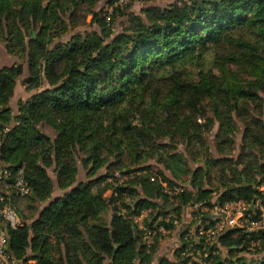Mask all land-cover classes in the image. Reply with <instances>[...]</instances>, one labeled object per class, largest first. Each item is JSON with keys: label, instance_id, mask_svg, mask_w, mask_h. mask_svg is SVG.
<instances>
[{"label": "trees", "instance_id": "16d2710c", "mask_svg": "<svg viewBox=\"0 0 264 264\" xmlns=\"http://www.w3.org/2000/svg\"><path fill=\"white\" fill-rule=\"evenodd\" d=\"M96 1L0 0V38L20 59L0 67V125L10 126L0 156L13 166L24 164L34 194L27 196L30 222L9 230L12 253L22 264H152L155 256L157 264H264V239L249 248L256 232L229 229L203 249V238L183 239L191 223L178 231L181 244L172 257L157 258L161 234L147 246L131 217L149 208L145 223L161 218L159 223L173 228L171 216L164 218L176 214L181 221L183 205L208 199L213 190L220 199L264 201V189L257 187L264 185V0L151 4L143 18L129 13L130 24L118 33L110 26L112 14L109 20L96 13L98 31L49 46L68 27L65 10L72 18ZM222 43L231 49L215 51L204 65L208 49ZM24 61L28 75L22 84L31 94L17 100L13 113L9 102ZM189 65L196 68L194 77ZM208 111L220 123V152L233 148L239 127L232 112L239 117V154L211 158L199 151L204 164L191 169L184 154L172 149L179 142L207 145L203 133L213 124ZM200 116L204 125L197 122ZM41 125L52 127L55 136ZM150 158L164 169L142 165ZM78 159L90 166L89 178L75 183ZM105 163L140 173L115 187L107 181L114 174L93 178ZM50 170L64 190L52 199ZM160 180H190L191 188L170 198ZM48 199L38 211L37 204ZM114 199L119 211L107 220L104 213Z\"/></svg>", "mask_w": 264, "mask_h": 264}, {"label": "built area", "instance_id": "2783aa9c", "mask_svg": "<svg viewBox=\"0 0 264 264\" xmlns=\"http://www.w3.org/2000/svg\"><path fill=\"white\" fill-rule=\"evenodd\" d=\"M126 2V0H116L115 4ZM10 126L0 125V149L3 139L9 130ZM140 171H125L114 172L107 178V181L112 183L115 187L119 183L126 181L139 174ZM151 180L156 179V175L152 174ZM163 191L167 193L170 198L178 192L185 191L190 187V180L179 182L178 184H168L164 180H160ZM259 189H264V185L257 186ZM111 189H109V192ZM33 194L32 188L25 177L24 164L20 166H13L8 161L0 156V264H22L11 250V241L9 237V230L16 229L25 223L22 214L16 208L15 200L20 197H26ZM219 195L214 192L208 199H199L191 201L183 208H190L192 220L184 223H191L188 233L183 237L187 242L191 238L198 241L203 238L204 246L214 244L217 238L229 229L236 231L256 232L255 238L251 241L249 248L253 249L258 245L261 239H264V201L261 198H256L252 203L240 197L229 199H220ZM149 216V208H143L139 213L132 214L131 217L142 230V237L147 246H150L156 236H161L173 232L177 226L183 225L176 214H169L164 220L168 221L171 216L172 227L166 226L164 223H159L158 219H149L145 223L146 217ZM180 230V229H179ZM178 234V232H177ZM178 236V235H177ZM181 244V239L178 237ZM10 242V247L8 246ZM206 254V252H205Z\"/></svg>", "mask_w": 264, "mask_h": 264}, {"label": "rangeland", "instance_id": "374dc122", "mask_svg": "<svg viewBox=\"0 0 264 264\" xmlns=\"http://www.w3.org/2000/svg\"><path fill=\"white\" fill-rule=\"evenodd\" d=\"M189 0H126V2L121 3V8L119 9V4L116 7L114 0H97L95 2V4L91 7V8H87L86 6H82L74 15V17L71 18V14L70 11L65 10L62 14L63 19L68 23V27L67 29L62 32L60 34V36L58 37H52L51 38V44L49 45L50 47L56 43V42H60V41H67L68 39H70V37L74 34H79L85 31H91V30H99V25L97 22V17H95L96 13L97 16H104L105 18L107 17L109 19V15H111L112 17H110L112 19L110 26L112 28V31L114 33H118L119 30L122 29L123 26H128L130 24L129 19V13H133L136 15L141 16L142 18L144 17V12H143V8H145L148 5L151 4H156V5H160V6H164L166 4L172 3V2H186ZM120 12H122V14H119ZM115 13L114 17L113 14ZM95 14V15H94ZM109 19V20H111ZM33 32L35 33L34 36H36L37 34V30H33L31 37L33 36ZM50 33V37H51ZM30 37V35L26 36V40H28ZM231 48H229V46L226 43H222L221 46H219L216 49H212L209 48L208 51L204 54L203 58L201 59L202 63L206 66H208L210 64V60L211 57L213 55V53L215 51L217 52H226L228 50H230ZM15 60H20L18 59V57L10 54L6 47H5V41L3 39L0 38V67L6 66V65H11L12 62ZM230 67H232V65H230ZM188 69L192 70V72H189L191 74V76H195L194 73L196 71L195 67H192L191 65H189L187 67ZM28 75V68H27V63L26 61H24V66H23V72L19 75V77L21 78H25V76ZM25 88L20 89L19 91L16 92V95H14L12 101L9 102V106L12 109L13 113H16L17 111V102H15V100H25L30 94L31 92L29 90H25ZM262 94V93H261ZM263 98H264V94H262ZM15 102V104H14ZM234 111L232 112L231 116L232 118L235 120V122H237L238 124V130L235 133V137H234V146L233 148L229 149L227 152H220L219 150H217L216 147V139H215V133L218 130L220 123L217 119H215V116L213 115V113L211 111L207 112V118L209 119L208 123L210 124L211 121L213 122L210 130L206 131L204 130L203 135L205 136L206 139V146L201 147L200 144H196V145H189L187 146L185 143L179 142V143H175L176 147L175 149L172 150H178L180 152H182L184 154V156L186 157V159L188 160V166L191 169H194L196 166L199 165H203L204 164V157L202 155H198V152H206L205 150H207V154L211 157V158H219V157H232V158H236L237 155L239 154V145L241 143V139H242V134H243V129H244V125L242 124L241 120L239 119L238 116L234 115ZM212 119V120H211ZM197 122L201 125L205 124V117H198L197 118ZM203 128V126L201 127ZM41 129L46 133L49 134L50 136L54 137L55 136V131L53 130L52 127L48 126V125H41ZM162 141L164 142H168L169 139H162ZM170 142V141H169ZM201 149V150H200ZM171 150V151H172ZM194 156V159H193ZM196 157V158H195ZM124 160L126 162H128V159L126 156L123 157ZM152 163V169L153 170H157V169H164V165L162 162L157 161L155 158H150L144 162H142V165L144 164H149ZM108 163H105L101 166H99V168L97 169V171L95 172V175L93 176L96 177L97 175L100 174H114V172L119 171L117 168L115 169L114 167H108L107 166ZM77 167H78V173H77V177H76V182L78 183L80 181H85L89 178L88 175V171H89V167L88 165L82 160V159H78L77 161ZM53 182H54V187H53V192L51 194L50 199H52L53 197L60 195L64 192V190L60 189L57 186V183L55 182V175L54 173L50 170L49 171ZM165 173L172 177L171 173L169 172V170H165ZM181 182V181H178ZM262 186V184H260ZM110 188H107V190L105 191V194L109 195ZM111 191V190H110ZM216 192L219 195V191L217 190H213L212 194ZM48 199L45 202H40L37 204L38 206V211L50 200ZM108 201V200H107ZM29 203V200L26 197H20L17 198L15 200V205L16 208L20 211V213L22 214V217L24 220H26V215L29 213V208L27 207V204ZM118 204V205H117ZM37 211V213H38ZM119 211V199H114L112 201H108V207L107 210L104 213V217L109 220V218L111 217L112 214L117 213L118 214ZM191 210L190 208H183L182 210V215L180 216V219L183 224L184 222H189L190 220H192V215H191ZM36 213V214H37ZM27 222H30L29 219H27ZM179 226H177V228H175L173 230V232L168 233L166 235L161 236V238L159 239L158 242V246H157V258L160 255H167L169 257H172L175 249L178 246V243L180 242V240H178V236H177V232L179 231V229L181 228ZM17 258V257H16ZM18 260H21L22 258H17ZM152 264H157V259L156 256L154 258V261Z\"/></svg>", "mask_w": 264, "mask_h": 264}, {"label": "crops", "instance_id": "0c3cea01", "mask_svg": "<svg viewBox=\"0 0 264 264\" xmlns=\"http://www.w3.org/2000/svg\"><path fill=\"white\" fill-rule=\"evenodd\" d=\"M15 61H16V60H15ZM12 63H14V61H13ZM25 77H26V76H25ZM23 79H24V78H21V77H18V78H17V80H16V84H15V87H14V94H13L12 98L10 99V101H12V99H13L14 95H16V92H17V91H19L20 89L25 88V85L22 84ZM25 90H26V89H25ZM26 91H27V90H26ZM15 102H17V101L15 100ZM15 102H14V104H15ZM11 107H12V106H11Z\"/></svg>", "mask_w": 264, "mask_h": 264}, {"label": "water", "instance_id": "95a60500", "mask_svg": "<svg viewBox=\"0 0 264 264\" xmlns=\"http://www.w3.org/2000/svg\"><path fill=\"white\" fill-rule=\"evenodd\" d=\"M34 34L35 33L33 32V36H34ZM31 196L34 197V194H31ZM8 246L10 247V242H9Z\"/></svg>", "mask_w": 264, "mask_h": 264}]
</instances>
